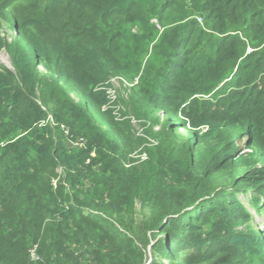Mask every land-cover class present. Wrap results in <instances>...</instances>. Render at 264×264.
<instances>
[{"label": "trees", "instance_id": "16d2710c", "mask_svg": "<svg viewBox=\"0 0 264 264\" xmlns=\"http://www.w3.org/2000/svg\"><path fill=\"white\" fill-rule=\"evenodd\" d=\"M121 1L0 0L15 30L0 34L13 67H0V264H264V231L232 228L246 219L238 195L264 197V0H198L205 25L160 28L151 18L173 0H154L152 17L126 5V22L156 40L132 92L150 138L127 135L107 107V74L130 60L116 52L125 34L99 27ZM81 42L96 61L74 71L59 45ZM166 229L148 262L146 231Z\"/></svg>", "mask_w": 264, "mask_h": 264}, {"label": "rangeland", "instance_id": "374dc122", "mask_svg": "<svg viewBox=\"0 0 264 264\" xmlns=\"http://www.w3.org/2000/svg\"><path fill=\"white\" fill-rule=\"evenodd\" d=\"M131 1H136L137 3L142 4V6L146 7L150 12L151 17L158 9L157 3L154 0H122L119 4H114L107 8L109 12H113V15L110 19H106L104 23L99 27V29H102L104 32H107L108 30L117 28L125 34V37L117 43L116 52H118V55H120L121 59H129L130 63L126 66V69L121 74H116L109 71L103 85L106 89L107 97L109 99L107 107L111 108L115 112L116 116L124 122V130L126 134L130 137L131 135H134V137L142 136L150 138V136L147 135L149 132L150 123L147 119L138 116L139 111H136L135 104L132 102V92L133 85L137 83L138 76L141 74V70L145 66L150 53L153 51L154 46L156 45V40L153 42L149 41L146 36L148 28L145 29L144 27H141L140 25L134 22L127 23L124 19L125 7ZM170 3L172 4V6L164 10V14L160 22H158L155 17L151 18L152 23L155 24L158 28H160L163 24L167 25L177 19L185 20L189 19L192 16L197 18V21L200 25H205V21L204 19H202L201 11L196 9V5H200L198 0H173ZM118 5L124 6L119 7ZM187 10L192 11V13L189 16H184V12H186ZM119 11H121L122 14L117 13ZM22 14H27V11L24 10V8L17 12V15H19L20 17H23ZM44 17H48L50 22L47 24V26L50 28V31L54 32V30H56V23L59 19V15L48 14ZM12 18L13 15L11 12L0 9V34L8 40H11L15 34V30L11 24ZM59 25H61V23ZM59 46L63 50L68 63L72 66L74 71H77L78 69H81L82 67H85L86 65L96 61V56L93 49L90 48L85 42L76 44L73 43L69 46H65V44L61 43ZM205 59L206 56L198 57L195 54L192 58V64L203 62ZM0 67H7L13 69L9 60V56L5 52V50L0 51ZM136 67L137 70H139L137 74L134 72ZM38 70L41 73H45V69L43 66H39ZM232 80L233 79L227 81L229 82ZM227 81L225 83H227ZM220 86L221 84L218 87ZM157 116L159 117V119H162L163 112H158ZM157 128L158 126H153V131H156ZM238 199H240L244 205L246 219L242 221H237L232 228L239 232H248V234L251 235L257 234L259 230L264 231V217H262V214H257V209H255L256 201H258V205L263 208L264 197L261 198L257 196L252 198L251 196H247L246 194H241L238 195ZM142 212L143 210L140 209L139 204H136L134 212L135 222L133 223L135 228L140 224L142 220L141 217H143L144 215V213ZM209 217L216 219L218 218L217 215H209ZM137 228L139 231H142L141 227ZM158 233L160 232L157 231L155 233H152L151 230L146 231L147 237L150 241L146 247V255L148 262L151 259H154L159 251L164 250V246L166 245V242L164 240H166V238L170 234V231L166 229L165 234L163 233L161 235H158ZM257 241L259 242L258 248L260 250H263L264 252L263 238L261 235L258 236ZM157 243H159L157 247L158 250L153 251L151 246ZM192 251H194L193 248L187 247L186 249L181 251V254H190ZM211 255L212 254H210V256ZM202 259L203 258L195 259V261L197 262L194 264H198L199 260ZM160 260L164 261L165 263L171 264H185V261L177 259L175 256L174 258L171 256L165 258L162 256H158L157 254L155 261L158 262Z\"/></svg>", "mask_w": 264, "mask_h": 264}, {"label": "built area", "instance_id": "2783aa9c", "mask_svg": "<svg viewBox=\"0 0 264 264\" xmlns=\"http://www.w3.org/2000/svg\"><path fill=\"white\" fill-rule=\"evenodd\" d=\"M77 144H80V145H82V142H80V141H77Z\"/></svg>", "mask_w": 264, "mask_h": 264}]
</instances>
